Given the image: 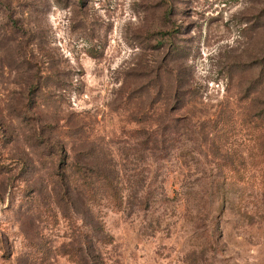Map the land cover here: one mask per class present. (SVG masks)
<instances>
[{
    "label": "rangeland",
    "instance_id": "374dc122",
    "mask_svg": "<svg viewBox=\"0 0 264 264\" xmlns=\"http://www.w3.org/2000/svg\"><path fill=\"white\" fill-rule=\"evenodd\" d=\"M0 264H264V0H0Z\"/></svg>",
    "mask_w": 264,
    "mask_h": 264
}]
</instances>
